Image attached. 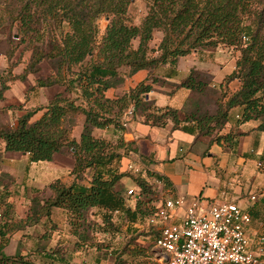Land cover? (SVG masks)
<instances>
[{"label":"trees","instance_id":"obj_1","mask_svg":"<svg viewBox=\"0 0 264 264\" xmlns=\"http://www.w3.org/2000/svg\"><path fill=\"white\" fill-rule=\"evenodd\" d=\"M17 1L16 18L19 19L20 30L29 32L33 30L32 25L45 21L48 30L56 29L60 38L57 42L52 35L51 48L55 52L34 51L19 73L13 72V67L19 62L14 57L15 51L4 52L7 64L0 73V97L9 87V81L25 79L28 73L36 72L37 63L45 56L57 57L59 66L56 74L37 76L31 88L67 82L64 90L67 91L71 85L75 95L55 92L46 105L19 115L15 125L0 126V141H4V150L27 152L32 161L51 160L65 147L74 148L71 172L79 180L85 178L87 170L90 174L88 184L77 180L66 184L59 177L50 181L51 193L45 197L34 195L30 212L17 220L15 226L37 222L41 216H49L53 206H60L65 210L70 230L77 238L76 243L91 246L92 243L86 242L90 223L87 214L88 209L95 206L104 208L103 221L109 225L111 212L123 210L132 224L142 226L144 222L155 238L158 231L147 219L155 213L163 197H154L153 184L140 175H132L127 168L117 171L106 167L112 158L120 157V153L103 151L104 140L94 134V128L109 126L130 106L132 115H140L143 122L164 125L168 122L163 119L166 117L175 126L179 124H175L178 120L194 119L199 132L207 134L224 125L233 106L243 107L240 118L244 120L261 114L264 111V0H148L147 12L138 24L130 22L126 15L129 0ZM2 2L0 0L1 7ZM103 13L109 17V22L97 42L95 19ZM46 26L36 27V31L44 32ZM156 30L162 32L157 48L149 46ZM134 39H138L136 46L132 44ZM218 43L239 50L236 67L224 81L229 83L237 78L240 83L223 97V102L219 99L223 96L220 93L214 112H190L184 119H179L177 113L181 108L158 106L148 98L147 93L152 89L155 77L151 81H140L115 96L105 93L122 81L124 76L120 75L119 68L123 65L130 68L129 73L141 68L152 69L162 63L174 67L180 56L194 49L215 47ZM75 64H78L76 69L73 68ZM61 65L70 75L69 79L61 71ZM198 72L190 69L176 86L204 90L209 80L196 77ZM114 78L119 80L113 82ZM39 108H44L42 114L31 121L32 114ZM74 113L84 115L79 139L72 136L73 123H66ZM122 127L125 129L123 123ZM227 135L229 133L215 134L214 138H226ZM123 145L127 149L125 142ZM124 175L133 177L137 193L126 194L119 186ZM158 178L167 184L165 177L158 175ZM13 183L11 174L0 173L3 190L0 197V205L3 206L0 215V262L4 263L13 260L2 251L6 234L13 227L3 218L4 214L13 213L14 205L6 199ZM132 194L133 206L127 201Z\"/></svg>","mask_w":264,"mask_h":264},{"label":"crops","instance_id":"obj_2","mask_svg":"<svg viewBox=\"0 0 264 264\" xmlns=\"http://www.w3.org/2000/svg\"><path fill=\"white\" fill-rule=\"evenodd\" d=\"M235 52L220 45L194 49L180 56L174 67L163 63L152 69L141 68L129 73L105 93L108 96L121 94L140 81H151L148 76L154 74L166 83H173L174 87L154 81L152 89L147 93L148 98L153 99L158 106L183 108L193 90L176 84L194 68L208 74V87L219 88L226 75L236 67L238 51ZM4 56L0 54V73L7 64ZM26 63L19 61L13 67V72H21ZM31 74L33 73H28L25 79L14 78L8 82L9 87L0 97V126L15 125L19 115L46 105L54 94H48L51 86L31 88L37 76L25 90L24 82L29 80ZM239 83L237 78L231 80L228 83L231 91ZM17 85L21 86L20 94L18 92L15 95L13 90L16 86L18 91ZM29 89H37L44 99L38 101L31 94L25 100L24 96ZM212 101L216 105L215 99ZM262 105L264 108V100ZM5 108L11 113L12 121L7 119ZM242 108L240 105L230 108L224 125L211 134L199 132L198 123L194 119L182 121L175 126L171 121L164 125H154L143 122L140 118L128 120L122 131V139L128 152L127 156H122L121 161L127 160L132 167H137V172L132 167L125 166L124 169L127 168L132 175H140L151 182L160 191L159 197L162 194L168 196L178 193L185 197V203L195 197L201 198L203 202L227 199L248 209L251 213L248 227L250 246L264 261V241H259V237L264 238V111L244 120L240 118ZM43 110L44 108L37 109L30 120L37 119ZM77 131L75 133V129H72V136L79 139L81 129ZM223 133L229 135L226 138H214L215 134ZM0 153V173L8 172L14 177V183L10 185L6 196L14 205L13 213L3 215L13 227L7 232V239L2 247L3 253L13 257V260L0 264L101 263L102 258L98 256L95 247L76 243L77 238L70 230L65 210L60 206H53L50 215L41 216L37 222L15 226L17 220L30 212L34 195L45 197L51 193L48 183L53 179L59 177L66 184L74 180L89 183V174L88 178L79 180L71 172L74 157L70 155L68 162L64 163L59 157L57 159L59 154L64 156L58 151L51 160L32 161L27 152L4 150V141H0ZM158 175L165 177L167 184ZM120 180L136 192L134 187H138L131 175H124ZM2 193L0 187V197ZM129 204L133 206L134 200ZM2 208L0 205V215ZM177 212L181 214L183 207H179Z\"/></svg>","mask_w":264,"mask_h":264},{"label":"rangeland","instance_id":"obj_3","mask_svg":"<svg viewBox=\"0 0 264 264\" xmlns=\"http://www.w3.org/2000/svg\"><path fill=\"white\" fill-rule=\"evenodd\" d=\"M0 6V54L4 55V52L14 50L16 58L19 59L20 63L27 62L30 59V56L35 53L34 51H44V53H53L55 49L51 48L52 35L57 42H59L60 33L57 32L56 29L53 31L48 30V26H46L45 21H41L39 24L32 25L33 30L29 32H24L20 30L19 19L17 17V7H19L17 0H3ZM148 9V0H129L126 15L129 18V21L135 24L141 22L143 16L146 14ZM16 15V16H15ZM109 22V17L107 15L100 14L96 17V40L99 42L104 34L106 25ZM44 25L45 31L41 32L40 30L36 31V27H40ZM162 32L156 30L153 32V37L149 41L150 47L157 48L159 41L161 39ZM138 43V39H134L132 41L133 46H136ZM220 46L227 47L232 49L234 52L238 51L237 57L239 55V50L234 48L233 46L226 45L223 43H218ZM217 45V46H218ZM216 47V46H215ZM193 51V50H192ZM236 53V52H235ZM5 58V56H4ZM6 59V58H5ZM237 59V58H236ZM7 61L5 60V64ZM163 64V63H162ZM160 65V64H159ZM22 64H20V67ZM59 63L57 57H49L45 56L38 63V70L30 75L29 80L25 81V90L28 85L31 84V80H34L36 76H47L50 74H56ZM62 66V65H61ZM78 67V64L73 66L74 69ZM130 68L128 66H121L119 68V73L122 76L129 75ZM61 71L66 74L64 71V66L61 67ZM161 72V70H158ZM158 72V73H159ZM154 73V72H153ZM196 77H201L203 79H208V74L200 71L195 74ZM66 77L69 79L70 75L67 73ZM123 77V78H124ZM155 81L160 82L161 84L167 85L170 88L174 87L173 83H166L165 80L161 79L159 76H155L151 74L148 78H154ZM120 78V76H119ZM118 78V80H119ZM113 82H117V78H114ZM67 80V79H66ZM117 80V81H116ZM209 84V83H208ZM222 86L219 88L208 87L204 90H200L198 88L192 89L193 94L188 98L185 106L178 111L177 115L179 119H184L185 115L190 112L199 113H207L214 112L217 107V98L220 93H223L221 101L223 102V97L230 93L231 89L226 81H223ZM21 85V84H20ZM67 82H64L62 85H53L49 88V96H51L55 92H62L63 94H70L71 96L75 95V89L73 86L69 85L67 91L64 90ZM18 86V85H17ZM20 87H14L13 93L16 95L18 92L20 94ZM37 91V92H36ZM36 96L38 101L44 99V96L37 89H29L24 96L25 100H28L30 95ZM44 95V94H43ZM213 99L216 101V105L213 103ZM131 107V106H130ZM154 108V107H153ZM7 112L8 118L10 121L13 120L11 117V113L7 108L4 109ZM127 110V109H126ZM125 110V111H126ZM124 111V112H125ZM185 112V113H184ZM129 113L127 114V120H131L133 118H140L141 116L138 114ZM35 117V116H34ZM84 119V115L82 113H74L71 114L67 118L66 123L71 125L73 123V129H75V133H77L79 129L82 128V121ZM165 121L166 117L163 118ZM122 121V122H121ZM179 121V120H178ZM175 124L182 122L181 120ZM172 122V121H171ZM122 123L124 124V113L118 115L113 123L105 128H94V134L98 137L103 138L104 145L103 151L105 152H116L120 153V157L112 158V161L106 165V167L114 168L118 171V169L123 170L125 166L128 167L127 160L119 161V158L122 159L121 156L127 154V149L125 145H123L122 140V131L124 130L122 127ZM128 123V121H127ZM123 141V142H122ZM75 149L70 147H65L61 152V154L57 155V159L59 157L60 161L68 162L70 159V155L73 156V152ZM123 154V155H122ZM127 156V155H126ZM88 174L90 171L85 172V178H88ZM119 186L122 187L123 191L128 194V184L121 182ZM135 191H138V188L134 187ZM153 196H160V191L153 189ZM166 196L162 194L161 197ZM128 203L133 201V194L128 198ZM105 217L104 208L101 207H90L88 209L87 220L90 221L88 236L89 238L86 240L87 243H92V247H95L97 250V254L102 258L101 263L97 264H161L163 258L162 253L159 251L157 247L153 245L154 235L152 231L146 229V225L142 222V226H136L132 224V220L127 217L123 210L112 211L111 212V224L109 225L106 221H103ZM264 217V215H263ZM66 219V218H65ZM68 222V219H66ZM251 221L249 222L250 225ZM109 225V226H108ZM257 252V251H256Z\"/></svg>","mask_w":264,"mask_h":264},{"label":"built area","instance_id":"obj_4","mask_svg":"<svg viewBox=\"0 0 264 264\" xmlns=\"http://www.w3.org/2000/svg\"><path fill=\"white\" fill-rule=\"evenodd\" d=\"M131 112L132 106L124 112L125 125ZM127 192L134 191L128 188ZM179 207H183L181 214ZM250 221V211L233 200L203 202L195 197L185 203L178 193L164 196L147 219L158 231L153 245L162 253L161 264H264L250 246Z\"/></svg>","mask_w":264,"mask_h":264},{"label":"water","instance_id":"obj_5","mask_svg":"<svg viewBox=\"0 0 264 264\" xmlns=\"http://www.w3.org/2000/svg\"><path fill=\"white\" fill-rule=\"evenodd\" d=\"M74 149V148H73Z\"/></svg>","mask_w":264,"mask_h":264}]
</instances>
